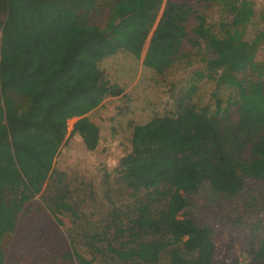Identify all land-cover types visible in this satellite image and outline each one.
<instances>
[{"label": "trees", "instance_id": "obj_1", "mask_svg": "<svg viewBox=\"0 0 264 264\" xmlns=\"http://www.w3.org/2000/svg\"><path fill=\"white\" fill-rule=\"evenodd\" d=\"M247 3L0 0V264L19 217L34 211L32 197L51 179L68 121L79 118L72 134L85 137L89 127L94 133L98 127L88 114L119 98L124 103L115 107L110 122L121 126L134 103L131 99L128 106L123 92L138 70L136 88L146 89L135 92L137 97L147 104V87L153 86L158 97L151 101L158 103L148 122L129 128L131 148L120 159V182L128 191H142L136 217L120 226V234L136 230L133 237L140 242L133 239L137 246L121 259L264 264V240L253 262H219L206 244L208 230L180 217L187 207L181 191L206 189L231 197L248 179L264 184V8L251 28L228 25L230 8ZM119 56L127 60L124 86L108 76L114 67L108 61ZM177 65L182 80H164ZM208 83L215 88L204 91ZM204 92L213 106L203 103ZM101 232L98 228L90 237L105 245L110 239L100 240ZM117 255L105 257L112 261ZM62 258L93 264L81 254Z\"/></svg>", "mask_w": 264, "mask_h": 264}, {"label": "rangeland", "instance_id": "obj_2", "mask_svg": "<svg viewBox=\"0 0 264 264\" xmlns=\"http://www.w3.org/2000/svg\"><path fill=\"white\" fill-rule=\"evenodd\" d=\"M246 2V5L230 8L229 26H253L259 10L264 8V0ZM142 56L143 53L138 64ZM121 57L108 61L114 65L108 76L112 82L124 86L128 82L127 69H123L127 60ZM135 76L123 92L126 95L125 103L130 106L131 99L134 103L121 126L111 125L110 122L115 107L124 103L119 98L104 101L88 114L98 127L94 133L89 127L84 132L85 137L79 133L72 134L79 118L72 117L68 121L67 140L54 159L51 179L32 197L34 211L19 217L14 240H9L6 247L5 264H71L62 258L65 254H81L93 264L98 260L100 264L127 263V259L121 257L137 246V241L132 240L138 238L140 242V238L133 237L136 230L120 234V226L121 223L126 224L129 218L136 217L137 200L142 191H128L127 186L120 182V159L131 148L127 135L129 128L148 122L151 118L150 108L158 103L151 101L156 95L158 97V90L154 93L150 90L153 86L147 87L148 98L151 99L147 104L143 103L142 95L137 97L135 92L146 88H136L141 79V70ZM183 77L182 65H177L170 68L164 80L180 81ZM156 79L159 80V77ZM208 85L210 87L204 91L215 88L213 84ZM208 93L199 95L205 97L204 104L211 103L213 106ZM84 143H88L89 147L86 148ZM180 193L187 200V207L180 217L187 215L208 230L206 244L213 258L225 263L234 259L253 262L254 254L264 240L262 182L248 179L241 191L231 197L213 194L206 189L200 194ZM55 218L63 225H58ZM98 228L102 229L100 240L110 239L105 245L96 241V236L90 237V233ZM114 235L119 238L111 241ZM112 244L114 247H109ZM99 248L103 250L102 256ZM117 251L119 256H114L112 261L105 257L115 255ZM129 261L128 264H138L134 259ZM255 263L259 264L257 261Z\"/></svg>", "mask_w": 264, "mask_h": 264}]
</instances>
